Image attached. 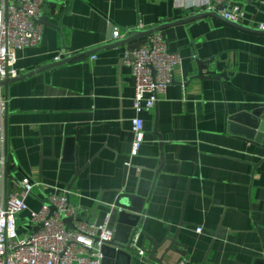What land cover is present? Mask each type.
<instances>
[{
    "label": "crops",
    "instance_id": "obj_1",
    "mask_svg": "<svg viewBox=\"0 0 264 264\" xmlns=\"http://www.w3.org/2000/svg\"><path fill=\"white\" fill-rule=\"evenodd\" d=\"M212 3L45 0L38 19L42 41L17 51L20 77L2 86L10 193L20 191L15 180L29 177L39 182L26 197L32 210H40L49 194L65 195L99 224L111 212L112 228L120 207L142 210V230L159 242L175 235L186 246L164 264L182 258L264 264V138L245 140L228 125L238 114L245 123L264 120V0H241L242 22L214 11L163 29L180 61L166 92L141 114L145 139L126 164L136 115L134 78L122 62L128 43H108ZM116 28L120 38L113 37ZM81 52L79 60L51 65ZM28 218L25 211L17 221L26 232ZM137 246L149 250L151 243L141 234ZM148 256L122 255L108 264H155Z\"/></svg>",
    "mask_w": 264,
    "mask_h": 264
},
{
    "label": "built area",
    "instance_id": "obj_2",
    "mask_svg": "<svg viewBox=\"0 0 264 264\" xmlns=\"http://www.w3.org/2000/svg\"><path fill=\"white\" fill-rule=\"evenodd\" d=\"M226 0H213L208 9H217ZM241 0H228L220 14L227 20L242 22L246 12L240 6ZM45 0H0V81L6 75L17 77V51L38 46L43 37V26L38 22ZM264 30V23L259 25ZM114 38H120L119 29H114ZM180 56L169 50L162 31L148 36L146 43L128 51L123 58L134 78L132 107L133 142L130 160L137 156L145 139L144 119L141 114L153 108L161 93L166 92L174 81V67ZM0 264H103L102 247L114 239V228L109 226L111 212L102 223L84 217L80 209L70 203L65 195L49 194L40 210H32L26 202L39 182L25 177L15 180L19 192L9 193L5 199V152L2 115L5 97L0 85ZM42 184V183H41ZM54 206V210H52ZM123 208H119L122 211ZM29 211L27 226L41 225L37 232L19 234L18 218ZM71 218L66 224L63 218ZM198 232L204 231L197 227ZM141 233L134 238L136 254L146 256L144 248H138ZM175 264H194L182 258ZM205 264V263H203Z\"/></svg>",
    "mask_w": 264,
    "mask_h": 264
},
{
    "label": "water",
    "instance_id": "obj_3",
    "mask_svg": "<svg viewBox=\"0 0 264 264\" xmlns=\"http://www.w3.org/2000/svg\"><path fill=\"white\" fill-rule=\"evenodd\" d=\"M8 1V0H7ZM228 0H226L222 5L218 6L217 9H208V10H202L198 11L194 14L188 15L185 18H180L179 20H173L168 21L164 23H159L151 28L140 30V29H134L131 30L129 33L124 36V38L120 40L113 41L111 43H108V45L115 44V43H128V51H131L133 49L139 48L142 44L146 43L147 41V35H151L155 31H162V33L165 35V31L163 30L166 26L175 24L178 21H188L193 18H199L205 14L212 13L214 11L220 12L221 9L224 8ZM40 20V19H39ZM136 37H144L143 40L138 41L137 43L132 42L134 38ZM96 48H92L88 50V52H94ZM85 52H81L78 54H75L69 58H62L58 61H55L51 65H55L64 61H71V60H79L83 56ZM123 62V60H122ZM20 76L17 77H10L9 75H6V77L0 81L1 86H6L10 84L11 81L16 80ZM197 77H201V74ZM5 108L7 111V106L5 102ZM229 129L234 134L238 135L239 137L251 141V142H259L262 141L264 138V120L259 119L254 123H245L242 119V115L238 114L235 116H232L229 119ZM157 133V132H156ZM158 134V133H157ZM160 139L161 136H160ZM4 152H5V199H8L10 190H9V183H10V170H9V154H8V129L7 124L5 126V143H4ZM81 168H78V171H80ZM74 181H72L68 188L71 189L73 187ZM52 210H54V206H52ZM120 217L118 219V222L116 226L114 227V239L112 242L104 245L102 247V253H103V264H108V258H116L117 256H132L135 254V249L133 248L134 238L136 233L139 231L141 234L145 235V238L148 239L151 243V246L148 249L143 247L146 252L149 254L148 258L154 262L155 264H164L163 262L166 261L170 255L171 252H179L184 254V250L182 251L179 246L183 247L185 249L186 246L181 244L179 241H177L176 236H169L166 237L162 242L157 241L152 235L148 234L144 230H142V210H133V213H127L124 211L119 212ZM124 216V217H123ZM128 218V219H127ZM127 219V220H126ZM64 222L66 224H71L72 219L71 218H63ZM29 229H31L32 232H37L42 226L37 225L31 227L30 225L27 226ZM139 241V240H138ZM166 242H168V245L164 248L160 256H157V252L161 247H163Z\"/></svg>",
    "mask_w": 264,
    "mask_h": 264
},
{
    "label": "rangeland",
    "instance_id": "obj_4",
    "mask_svg": "<svg viewBox=\"0 0 264 264\" xmlns=\"http://www.w3.org/2000/svg\"><path fill=\"white\" fill-rule=\"evenodd\" d=\"M21 226H22V224L20 225V223H19L18 224V228H19L18 230H19L20 236L23 237L27 230L24 226H22V227Z\"/></svg>",
    "mask_w": 264,
    "mask_h": 264
}]
</instances>
